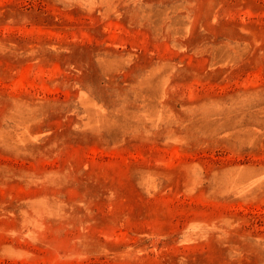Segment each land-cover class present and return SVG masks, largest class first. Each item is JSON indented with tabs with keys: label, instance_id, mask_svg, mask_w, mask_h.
<instances>
[{
	"label": "rangeland",
	"instance_id": "rangeland-1",
	"mask_svg": "<svg viewBox=\"0 0 264 264\" xmlns=\"http://www.w3.org/2000/svg\"><path fill=\"white\" fill-rule=\"evenodd\" d=\"M0 264H264V0H0Z\"/></svg>",
	"mask_w": 264,
	"mask_h": 264
}]
</instances>
